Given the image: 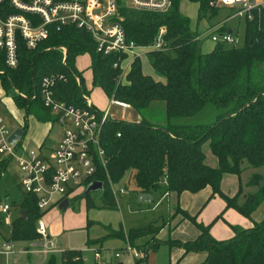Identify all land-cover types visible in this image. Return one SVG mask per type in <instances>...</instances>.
<instances>
[{
	"label": "trees",
	"instance_id": "16d2710c",
	"mask_svg": "<svg viewBox=\"0 0 264 264\" xmlns=\"http://www.w3.org/2000/svg\"><path fill=\"white\" fill-rule=\"evenodd\" d=\"M183 1L199 2V21L207 13H218L219 8L211 7L209 0H172V6L165 12L133 9L126 6L125 0H118V13L123 18L121 23L126 36L137 45L152 44L160 27L166 26L168 48L148 53L153 69L164 80L145 74L141 59L135 58L125 82H119L121 69L113 65L124 55L99 52L93 36L82 28L75 25L58 28L52 24L48 36L35 49H28L22 37H18L16 67L7 66L5 53L0 50V82L6 94L12 91L15 105L23 109L26 116L33 114L41 121H58L44 105L41 82L50 74L64 75L65 79L56 81L55 97L74 106H86L84 96L90 89L77 68L76 59L90 55L92 86L101 87L109 98L129 104L141 118L135 122L109 118L103 124L100 143L108 161L106 167L98 163L93 176L103 183L102 207L117 208L109 178L113 183H120L130 171L129 179L141 192L179 196L183 191L198 192L210 186L212 196H221L227 208L251 218L264 202V186H259L240 202L237 198L241 196V181L233 197L222 191L221 183L225 174L240 178L246 169L264 165V7L254 9L252 19L245 18L241 45L218 42L212 50L203 52L201 39L197 37L209 27L199 29V21L193 27L190 17L181 11ZM229 30L226 23L219 29L220 32ZM61 47L66 48L65 54ZM17 90L25 96L19 95ZM160 109L164 122L156 116ZM23 122L26 132L27 123ZM206 143L217 159L216 167L206 161L203 151ZM10 159H0V179ZM259 179V175H255L250 185L257 184ZM80 198H86L87 207H95L86 194L71 197V205ZM21 210L26 211V217L21 215ZM45 213L38 207V196L26 192L19 214L12 219L10 227L7 225V240L38 242L37 223ZM178 213L192 221L199 234L188 241L171 239L170 246L182 247L184 254L205 251L207 256L201 264H264V218L253 221L248 228L231 226L234 235L219 240L211 234V224L199 223L195 216L179 207L173 216ZM91 224L89 221L87 227ZM159 231L160 227L151 223L132 228L127 235L135 245L137 239L154 236ZM113 233L109 230L107 235L87 242L102 243ZM121 238L125 239V234ZM158 244L157 238L152 246L149 243L138 246L145 254L143 260L147 261L149 251ZM62 254L61 264H85L81 251L69 249ZM44 264H58L56 253L49 254Z\"/></svg>",
	"mask_w": 264,
	"mask_h": 264
},
{
	"label": "built area",
	"instance_id": "2783aa9c",
	"mask_svg": "<svg viewBox=\"0 0 264 264\" xmlns=\"http://www.w3.org/2000/svg\"><path fill=\"white\" fill-rule=\"evenodd\" d=\"M125 4L137 10L165 12L172 6V0H125ZM209 5L218 8H234V16L252 19V11L261 6L264 7V0H209ZM118 7V0H0V50L5 53L7 66L14 68L19 63V36L22 37L28 49H35L48 36L49 26L52 24L57 25L58 28L66 25L82 28L93 36L99 52L105 55L112 53L124 55L122 60L119 58L120 61L113 65L121 69V78L128 73L135 58H141L151 51L168 48L165 40L167 34L165 25L160 27L152 44L137 45L133 40H128ZM11 9L14 11L11 12ZM224 24L223 22L209 30L212 41L237 45L238 39L233 33L219 31ZM206 33L208 31L201 33L197 38L202 39ZM62 50L65 54L66 48L62 47ZM57 79H65V76L62 74L45 76L41 82V95L44 105L51 109L58 117L57 122L64 127L63 137L54 150V154L51 155L59 167L51 162H41L33 149L19 145L20 142L15 145L10 144L8 138L11 130L0 115V154L4 158L16 160L23 172L24 190L38 196V207L41 212H47L65 198L70 199L78 191L86 190L95 181L93 176L97 171V164L100 163L106 167L108 161L106 151L101 146L100 137L103 124L112 118L110 109L114 105L124 109L130 107L125 102L111 98L107 107L101 110L93 104L89 96H84L86 106L68 104L55 97L54 86ZM35 97L36 95L33 96ZM120 135L118 133V136ZM109 181L115 198L118 194L127 193L125 183H113L110 178ZM50 189L54 192L49 193ZM10 211L9 204L0 203V214L6 215L4 223L8 226L12 221ZM37 232L40 239L34 242L33 246H37L38 251L46 257L51 253L62 252L50 239L43 217L38 220ZM91 249L97 260L112 264L110 259L103 257L99 248ZM2 252L9 257L16 252L14 244L4 242ZM113 256L117 260L126 256L130 264H147L143 260L145 254L142 249L131 244L127 233L125 245L113 251Z\"/></svg>",
	"mask_w": 264,
	"mask_h": 264
},
{
	"label": "rangeland",
	"instance_id": "374dc122",
	"mask_svg": "<svg viewBox=\"0 0 264 264\" xmlns=\"http://www.w3.org/2000/svg\"><path fill=\"white\" fill-rule=\"evenodd\" d=\"M181 11L190 17L192 21L193 27L197 25L198 20V11L200 8V4L197 1H183L181 3ZM235 10L230 7H220L218 9V13L216 15L207 13L206 17L203 20H200L198 23L199 29H207L204 32L206 36L201 39V49L203 52L212 50L215 47V43L212 41L210 29L214 26L226 23V26L233 31L234 37H237L238 44L241 45L244 39V31H245V19L239 16H234ZM62 48V47H61ZM140 51H144L140 49ZM143 72L149 75H152L155 79H158V75L153 69L148 54L143 55L141 58ZM76 65L78 70L82 71L83 76L85 78V83L87 88L90 89V93L86 96H89L93 101L94 105L100 109H104L110 99L105 91L101 87L92 86V71H91V57L88 54L77 57ZM121 75L118 78L119 82H125V77L121 78ZM1 84V82H0ZM2 86V85H1ZM3 88V87H2ZM4 90V89H3ZM0 88V94H1ZM19 92V90H17ZM3 93V91H2ZM3 94V98L0 96V115L5 119V122L9 125L11 131L13 128L22 121H25L30 129V132L26 133L25 137L22 138L21 141L27 142L29 148H35L33 151L37 154L39 160L43 163L51 162L54 166L59 167L55 163V161L51 158V155L54 154V150L57 148L60 143L64 127L61 123L57 121H41L35 115L30 114L28 116L25 115L23 109L18 108L13 101V93ZM23 94V93H21ZM24 95V94H23ZM25 96V95H24ZM127 111V114H124ZM110 116L116 119H123L130 122L140 121L139 116L135 110L130 106L127 108L118 107L116 105L112 106L110 109ZM157 118L160 119L161 122H164L165 116L161 112V109L157 113ZM28 129V130H29ZM20 141V142H21ZM22 144V143H21ZM39 144H41V148L39 149ZM203 151L207 156V163L213 167H216V157L211 152L208 144L203 145ZM19 152L21 150L19 149ZM3 155L0 154V158ZM255 175H259L260 179L257 181V184L250 185V180ZM130 171H127L122 178V181L119 184L127 183V193L126 194H118L116 196V200L118 206L116 209H108L102 207L101 201V193L100 191H93L89 194V197L94 201L95 207L89 208L86 204V198H80L74 201V204L68 206L67 208H60L59 205L48 210L43 216V220L47 225V229L49 231L50 238L58 243V248L63 250H81L84 255L87 256L88 261L82 260L85 264H92L94 261V253L92 251H87L88 245L87 240L89 238L98 237L103 235L104 233H109V230L113 231L111 238L106 239L107 242L113 238H121L124 234H126L131 228H140L149 225L152 220H156V218H160L161 215L167 216V201L163 199L162 204L156 209L151 210L152 207L158 199L161 198L159 193L154 194L153 200L149 202H141L139 203L137 200L136 192H138L137 187L131 182ZM241 181V196L237 199L241 202L244 201L251 192L256 191L259 188L260 181H264V165L261 167H251L248 168L242 173L240 177ZM264 186V185H263ZM231 188V187H229ZM232 190V189H229ZM54 190L50 189L49 193H53ZM141 192V191H140ZM85 195V190L78 191L75 195ZM236 195V194H235ZM0 196L4 203H7L11 206V214L10 218L14 219L20 212V205L26 199V191L23 187V172L18 166L16 160L10 159L8 167L6 171L3 173L0 179ZM70 200V199H69ZM177 209V206L174 207V213ZM180 209V208H179ZM181 216V213H178ZM253 217L257 220H261L264 218V202L252 213ZM6 215L1 214L0 218L2 223L0 224V242L3 238L9 237V227L3 223ZM88 221H91L92 224L87 227ZM113 227H119V229H113ZM159 227V226H158ZM61 230L56 233V230ZM53 231V233H52ZM51 233V234H50ZM56 233V236H55ZM119 233V234H118ZM124 233V234H123ZM156 233L152 240L146 241V243L152 244L157 240ZM103 237V236H102ZM101 238V237H99ZM91 239V240H97ZM139 240V241H138ZM137 243H145L146 239H138ZM9 241V240H8ZM6 241V242H8ZM167 236L166 233L159 235V244L156 248L151 249L148 253L147 263L148 264H171L170 262V249L167 245ZM11 242V241H9ZM23 243L24 245L28 244L27 241H18V243ZM104 242V241H103ZM102 242V243H103ZM154 242V243H153ZM34 243V242H33ZM33 243L31 242L30 247L34 248ZM94 242H91V244ZM96 243V244H102ZM145 243V244H146ZM136 245V243H135ZM144 245V244H143ZM96 246V245H89ZM16 253V252H15ZM65 253V252H64ZM63 253V254H64ZM102 255L104 258H109L113 255V250L109 251L106 249H102ZM14 254V253H13ZM11 254V255H13ZM62 252H57V263L61 264L64 261ZM9 255V257L11 256ZM48 257H45L44 264L47 261ZM125 264H128L127 258L123 259ZM6 258L4 255H0V264H5ZM105 264V262H101ZM114 263L116 261L114 260Z\"/></svg>",
	"mask_w": 264,
	"mask_h": 264
},
{
	"label": "crops",
	"instance_id": "0c3cea01",
	"mask_svg": "<svg viewBox=\"0 0 264 264\" xmlns=\"http://www.w3.org/2000/svg\"><path fill=\"white\" fill-rule=\"evenodd\" d=\"M157 80H164V79L161 76L160 77L158 76ZM0 88L3 91V93L1 91L0 96L3 98V94H5L6 92L3 90L1 84H0ZM124 114H127V111H125ZM140 119L141 118L139 116V120ZM23 123L24 122L21 121L19 125L13 128L11 132H13L19 126L23 127ZM28 129H29V126L27 124V130L24 133L23 138L25 137L26 133L30 132V129L29 130ZM21 143L22 145L29 148V146H27L28 145L27 142L21 141ZM39 146L41 147V144H39ZM31 149H34V148H31ZM3 158L4 157L0 159H3ZM215 166H217V159H216ZM221 188H222V191L226 195L233 197L235 194L238 193L240 189L239 176L234 175V174H225L222 178ZM229 189H232V190H229ZM140 193L141 192L138 189V192H136L137 200H138V195ZM212 193H213L212 188L210 186H207L199 190L198 192L183 191L179 196L176 195L175 193H170L167 195L165 194L164 196H161V198L158 199V201L152 207H150L151 210H156L162 204L163 199H165L168 202L167 209H166L167 216L165 217L164 215H161L160 218L158 219L156 218V220L154 219L152 220L153 222H151L156 227L158 226L160 227V231L156 235V238L159 239V235L163 233H166L168 241L171 239L180 240V241H188V240H193L198 236L199 229L192 221H190L189 219L182 218V215L180 216L179 214L176 216H173L174 214L173 209L176 206L186 211L191 216H195L199 223H203L205 225L211 224L210 232L216 239H219V240L229 239L234 235V232L231 226H240V227L248 228L252 225L253 221H260V220L255 219L253 216H251V218H247L246 216L240 214L234 208H227L225 200L218 194H215L214 196H212ZM152 194L154 198L155 193H152ZM108 225H110L113 229H119L118 226L113 227L111 224H108ZM60 231L61 230L58 229L56 230V233L59 234ZM56 233H55V236H56ZM107 234L104 233L103 235H100L98 237H93V238L88 237V239H96V238L105 236ZM139 239H146L145 240V243H146V241L150 240L151 237H143ZM51 240L54 243L55 247L59 249L58 243L56 242V240L55 241L53 239ZM6 241L8 240L6 238H3L2 241L0 242V255L5 256L6 258L5 264H42L45 261L46 256L40 251H38L39 249L37 246L32 248L30 247V245L28 244L24 245L23 243L21 244L20 242L19 243L11 242L14 244L16 253L11 255L10 257H7L2 252L3 243ZM105 241L102 244H89V245H96V246L89 247L88 245L87 251H92L94 253V251L91 248H99L101 252H102V249H106L109 251L111 250L115 251V250L121 249L125 245V239H122V238H113V239L108 240L107 242ZM168 241H167V245L169 246V249H170L171 264H201L206 259L207 253L205 251H195V252H189L187 254H184V250L182 247L170 246L168 244ZM145 243L140 244L136 242V246H139V245L142 246ZM81 256L83 257V260L85 262L88 261L87 256L84 255L82 251H81ZM124 258H127V257L123 256L121 259L117 260L116 258H114L113 255H111L107 259H110L112 264H119L120 262L125 264V261L123 260ZM114 260L116 261V263H114ZM127 261H128V264H130V261L128 260V258H127ZM95 263L102 264L94 256V261L92 264H95Z\"/></svg>",
	"mask_w": 264,
	"mask_h": 264
},
{
	"label": "water",
	"instance_id": "95a60500",
	"mask_svg": "<svg viewBox=\"0 0 264 264\" xmlns=\"http://www.w3.org/2000/svg\"><path fill=\"white\" fill-rule=\"evenodd\" d=\"M229 33H233V31L230 29ZM24 128L22 126L17 127L11 134L9 135L8 141L10 144L15 145L16 143L20 142L24 136ZM264 181H260V186L263 187ZM103 189V183L101 181H93L85 190V194H89L93 191H101ZM153 199L152 193L147 192H141L138 195V202H149ZM70 206V200L69 198H65L60 204V208H67ZM21 215L26 217V211L21 210ZM119 264H123L120 262Z\"/></svg>",
	"mask_w": 264,
	"mask_h": 264
}]
</instances>
